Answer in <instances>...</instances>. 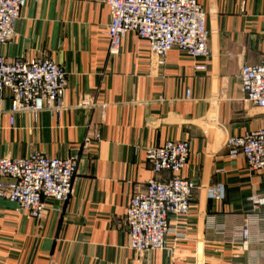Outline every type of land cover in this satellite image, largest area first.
<instances>
[{"label":"crops","instance_id":"obj_1","mask_svg":"<svg viewBox=\"0 0 264 264\" xmlns=\"http://www.w3.org/2000/svg\"><path fill=\"white\" fill-rule=\"evenodd\" d=\"M207 12L212 56L207 72L178 49L151 54L135 33L112 54L110 8L105 0H29L14 38L0 45L9 60L43 55L67 74L64 111L19 113L11 123L8 90L0 91V158L34 152L76 156L70 200L41 221L0 199V264H257L264 253V172L231 160L229 136L264 126V109L240 89L244 65L264 63V0H199ZM187 140L191 154L182 175L199 185L185 218L171 216L165 250L128 248L124 220L130 197L153 171L146 148ZM223 183L225 200L206 187ZM245 222L252 240L239 238ZM187 241L174 243L175 233Z\"/></svg>","mask_w":264,"mask_h":264},{"label":"built area","instance_id":"obj_2","mask_svg":"<svg viewBox=\"0 0 264 264\" xmlns=\"http://www.w3.org/2000/svg\"><path fill=\"white\" fill-rule=\"evenodd\" d=\"M28 1L0 0V45L14 38ZM105 3L111 15L108 39L112 54L119 53L127 34L135 33L148 43L151 54L165 57L178 49L194 61L197 72L208 71L212 56L210 32L207 12L199 0H105ZM239 77L246 100L264 109V63L244 65ZM66 86L64 67L49 57L9 60L0 54V91L11 93L12 124L19 113L38 114L51 109L61 116ZM225 147L231 160L242 157L250 170L264 172V126L227 137ZM145 152L153 177L130 197L124 215L128 248L139 253L167 248V238L173 233L171 216L187 217L199 189L196 181L182 175L191 154L189 141L170 140L161 146L147 147ZM77 171L76 156L48 157L34 152L22 158L1 157L0 199L15 203L31 218L41 221L54 205L61 211V205L70 200ZM206 195L213 201L225 200V185H209ZM248 201L252 212L259 216L264 196L251 195ZM188 239L186 233L177 232L174 243ZM237 239L248 247L252 240L250 222H245L241 236L234 240ZM257 264H264V253Z\"/></svg>","mask_w":264,"mask_h":264}]
</instances>
